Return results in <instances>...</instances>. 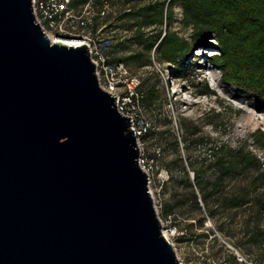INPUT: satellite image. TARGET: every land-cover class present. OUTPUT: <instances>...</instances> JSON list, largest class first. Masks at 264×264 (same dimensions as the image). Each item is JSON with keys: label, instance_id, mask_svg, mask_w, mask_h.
I'll return each mask as SVG.
<instances>
[{"label": "water", "instance_id": "95a60500", "mask_svg": "<svg viewBox=\"0 0 264 264\" xmlns=\"http://www.w3.org/2000/svg\"><path fill=\"white\" fill-rule=\"evenodd\" d=\"M139 156L87 46L0 0V264H181Z\"/></svg>", "mask_w": 264, "mask_h": 264}, {"label": "rangeland", "instance_id": "374dc122", "mask_svg": "<svg viewBox=\"0 0 264 264\" xmlns=\"http://www.w3.org/2000/svg\"><path fill=\"white\" fill-rule=\"evenodd\" d=\"M85 1L75 2V14L81 13ZM150 1L110 0L111 10L97 24L105 25V34L114 40L110 51L113 62L137 55L130 61H123L131 75L138 77L141 83L138 99L129 104L125 112L147 126V133L138 143L140 153L149 160L156 150L161 153L154 162L149 189L163 233L168 236L181 264H264V238L259 247L250 241L257 221L264 224V213L259 214L252 203L236 207L225 202L226 205L219 206L220 202L216 200L213 216L200 203L203 211L200 223L199 214L191 208L188 191L180 180L185 176L177 160L180 154L193 181L190 164L201 160L210 146L225 144L253 151L264 170V149L255 137L260 131L264 133V126L257 123V116L264 110L254 107L246 97H239L237 89L223 81L221 70L208 60L219 55L216 48L195 47L191 55L181 61L184 63L181 69L176 64L158 60L154 47L150 52L151 65L143 66L141 62L147 54L144 44L137 40L138 31L145 36L161 34V37L165 32L176 31L181 39L188 43L192 41V29L183 25V11L178 5L174 7L173 23L167 26L168 0L163 7V25L140 28L147 14L154 12L139 14ZM210 41L216 44L215 40ZM206 84L212 94L204 92ZM150 91H154L153 95ZM249 117L252 119L247 127L240 128L241 121ZM185 124L190 128L187 135ZM197 137L210 138L211 142L195 144ZM175 142L178 148L174 146ZM247 182L244 176L228 177L224 182L225 191L245 188ZM194 191L199 194L198 188ZM176 200L186 202L174 210L184 217L171 215L164 218L165 205Z\"/></svg>", "mask_w": 264, "mask_h": 264}, {"label": "trees", "instance_id": "16d2710c", "mask_svg": "<svg viewBox=\"0 0 264 264\" xmlns=\"http://www.w3.org/2000/svg\"><path fill=\"white\" fill-rule=\"evenodd\" d=\"M166 3L167 0H152L144 6L139 14L144 11L154 12L148 13L139 27L163 25V7ZM177 5L183 11V25L192 29L191 43L181 39L176 31L165 32L163 37L161 34L145 36L138 31L137 40L144 44L147 54L141 64L151 65L150 52L154 47L158 60L176 64L181 69L184 66L181 61L187 59L195 47L216 48L219 55L209 57L208 60L221 70L223 81L233 85L239 97H246L254 107L264 110V0H169L165 15L168 27L173 23L174 7ZM209 40H215L216 44ZM135 56L137 55L123 61H130ZM152 92L154 91H150L151 95ZM204 92L213 93L207 84ZM185 128L187 135L190 128L186 124ZM255 137L258 145L264 149V133L260 131ZM210 142V138L194 139L195 144L205 145ZM173 144L178 148L177 142ZM157 155H161L160 150L152 153L150 160L155 162ZM177 160L185 176L180 180L188 191L191 208L199 214L200 223L203 220L200 203L213 216L216 200L220 202L219 206L231 203L238 207L252 203L259 214L264 213V170L253 151L245 147L232 148L225 144L210 146L201 160L190 164L194 174L193 181L188 176L180 154ZM231 176L247 178L246 187L226 192L224 182ZM195 187L199 194L194 191ZM185 203L179 200L167 203L163 217H184V214H176L174 210ZM257 222L250 241L259 247L264 238V224Z\"/></svg>", "mask_w": 264, "mask_h": 264}, {"label": "built area", "instance_id": "2783aa9c", "mask_svg": "<svg viewBox=\"0 0 264 264\" xmlns=\"http://www.w3.org/2000/svg\"><path fill=\"white\" fill-rule=\"evenodd\" d=\"M73 1L75 0H32L36 22L51 39L65 38L73 42L66 46H87L90 58L96 66L99 86L115 97L117 110L129 117L131 128L140 144L141 137L148 131L147 126L125 112L126 107L139 97L140 80L131 75L123 61H112L110 51L114 40L105 34V25L97 24V21L104 19L111 10V2L110 0H86L81 13L75 14L74 9L69 8ZM138 165L150 177L154 161L140 153Z\"/></svg>", "mask_w": 264, "mask_h": 264}, {"label": "bare ground", "instance_id": "6f19581e", "mask_svg": "<svg viewBox=\"0 0 264 264\" xmlns=\"http://www.w3.org/2000/svg\"><path fill=\"white\" fill-rule=\"evenodd\" d=\"M52 41L56 42V43H60V44H63V45H71L73 42L71 40H66V39H61V40H58V39H55V38H52ZM213 77V76H212ZM252 118L249 117L247 118L245 121H241V123L239 124V127L240 128H246L247 127V124L248 122H250ZM257 123L261 124L262 126H264V113H262L260 116H257ZM166 237L168 238V236L166 235ZM169 239V238H168Z\"/></svg>", "mask_w": 264, "mask_h": 264}, {"label": "crops", "instance_id": "0c3cea01", "mask_svg": "<svg viewBox=\"0 0 264 264\" xmlns=\"http://www.w3.org/2000/svg\"><path fill=\"white\" fill-rule=\"evenodd\" d=\"M75 2H77V0L73 1L72 5L69 8H73L74 9V4ZM100 26V25H99Z\"/></svg>", "mask_w": 264, "mask_h": 264}]
</instances>
